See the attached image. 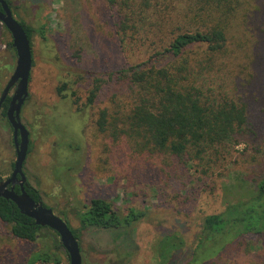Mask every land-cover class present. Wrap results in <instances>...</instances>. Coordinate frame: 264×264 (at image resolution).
Masks as SVG:
<instances>
[{
  "label": "rangeland",
  "instance_id": "1",
  "mask_svg": "<svg viewBox=\"0 0 264 264\" xmlns=\"http://www.w3.org/2000/svg\"><path fill=\"white\" fill-rule=\"evenodd\" d=\"M7 1L14 18L32 32L28 98L20 121L30 140L23 170L41 204L65 217L73 229L78 228L73 213L93 198L109 202L121 215L137 210L144 217L124 236L127 249L135 252L126 264H164L160 248L166 238L183 243L167 264H186L203 219L249 200L264 180V0H227L224 18L211 13L207 20L215 25L222 20L227 37L224 53L206 73L207 85L217 97L243 102L247 125L239 143L209 152L206 175L148 151L137 138L115 133L132 96L114 73L138 57L119 48L115 14L106 0ZM170 2L169 16L175 18L183 2ZM9 43L11 36L0 24V96L16 65ZM63 84L67 90L60 96L57 89ZM95 86L98 92L88 105ZM103 110L106 130L100 133L96 121ZM15 160L12 131L0 114L1 179L11 174ZM119 236L83 232L85 264H104L106 254L125 243ZM37 250L13 238L0 222V264H30ZM203 264H264V237L243 235Z\"/></svg>",
  "mask_w": 264,
  "mask_h": 264
},
{
  "label": "trees",
  "instance_id": "2",
  "mask_svg": "<svg viewBox=\"0 0 264 264\" xmlns=\"http://www.w3.org/2000/svg\"><path fill=\"white\" fill-rule=\"evenodd\" d=\"M226 1L180 0L183 10L178 11L175 19L169 16L170 0H106L115 14L114 29L119 48L130 57H138L127 69H117L114 73L116 81L128 84L132 96L131 107L123 113L122 127L115 128V133L121 131L137 138L148 151L167 154L179 166L203 175H206L209 152L239 143L247 125L246 105L226 95L215 96L206 81V73L224 53L227 43L223 21L218 20L215 25L207 20L211 13L224 18ZM5 2L11 9L10 3ZM225 13L228 17L230 9ZM18 22L31 49V29ZM9 47L12 48L11 43ZM66 87L67 84H63L57 93L62 96ZM97 92L95 86L90 91L88 105L93 103ZM9 101L7 98L0 111L5 119ZM106 119V112L100 111L96 121L100 133L106 130ZM25 192L41 203L36 189L28 185ZM73 215L78 222L77 229L63 218L78 242L82 264L87 262V254L83 253L80 244L83 232L118 233L123 234L124 240L128 230L144 217L134 209L121 215L101 198L91 199ZM0 222L8 227L13 238L38 246L30 264H62L63 257L68 258L56 233L36 226L33 220L20 214L11 201L2 198ZM248 234L264 237V180L249 200L229 205L222 213L203 219L186 264L212 262ZM126 240L115 252L106 254L104 264L128 262L135 252L127 249ZM182 246V241L177 243L166 238L160 248L164 264Z\"/></svg>",
  "mask_w": 264,
  "mask_h": 264
},
{
  "label": "water",
  "instance_id": "3",
  "mask_svg": "<svg viewBox=\"0 0 264 264\" xmlns=\"http://www.w3.org/2000/svg\"><path fill=\"white\" fill-rule=\"evenodd\" d=\"M0 24L10 34L11 45L16 55L14 71L0 96L1 110L11 89L15 87L6 111V119L12 130L16 160L11 177L5 182H0V198L11 201L20 214L33 220L36 226L47 228L56 233L63 250L67 254L68 264H82L78 242L73 237L66 223L56 216L50 208L44 207L40 202H35L25 192L26 178L23 174V166L29 150V133L20 121V112L28 98L32 55L26 33L14 18L5 0H0ZM17 176H19V182L17 181ZM16 184L18 185L19 193L14 191ZM9 186L10 189H8Z\"/></svg>",
  "mask_w": 264,
  "mask_h": 264
},
{
  "label": "flooded vegetation",
  "instance_id": "4",
  "mask_svg": "<svg viewBox=\"0 0 264 264\" xmlns=\"http://www.w3.org/2000/svg\"><path fill=\"white\" fill-rule=\"evenodd\" d=\"M3 106V105H2ZM2 109V108H1ZM22 109V108H21ZM1 111V110H0ZM7 111V110H6ZM21 113V112H20ZM7 120V119H6ZM8 122V121H7ZM9 124V123H8ZM23 125V124H22ZM10 126V125H9ZM26 128V127H25ZM12 131V130H11ZM28 131V130H27ZM29 133V132H28ZM29 142H30V140H29ZM12 144H13V135H12ZM13 148H14V145H13ZM14 151H15V149H14ZM28 152H29V150H28ZM27 155H28V153H27ZM16 156V155H15ZM27 158V157H26ZM25 164V163H24ZM13 167H14V164H13V166H12V172H13ZM23 168H24V166H23ZM12 172H11V174H12ZM11 174L9 175V176H7L5 179H1L0 178V182H5L6 180H8L10 177H11ZM23 174L25 175V173H24V170H23ZM25 178H26V176H25ZM17 181L19 182L20 181V179H19V176H17ZM29 184H28V182H27V178H26V187L28 186ZM8 189H10V186L8 187ZM16 189H17V192H16ZM26 189V188H25ZM14 191L16 192V193H19V188H18V185L16 184L15 186H14ZM41 199V198H40Z\"/></svg>",
  "mask_w": 264,
  "mask_h": 264
}]
</instances>
